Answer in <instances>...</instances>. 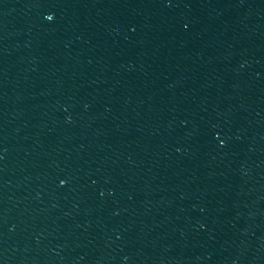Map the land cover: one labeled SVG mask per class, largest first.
<instances>
[{"label": "water", "instance_id": "obj_1", "mask_svg": "<svg viewBox=\"0 0 264 264\" xmlns=\"http://www.w3.org/2000/svg\"><path fill=\"white\" fill-rule=\"evenodd\" d=\"M0 264H264V0H0Z\"/></svg>", "mask_w": 264, "mask_h": 264}]
</instances>
